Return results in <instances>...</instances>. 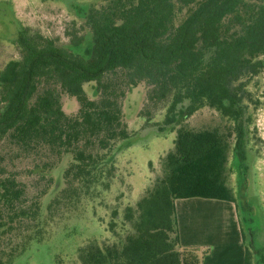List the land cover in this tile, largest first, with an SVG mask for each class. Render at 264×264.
<instances>
[{
	"label": "trees",
	"instance_id": "obj_1",
	"mask_svg": "<svg viewBox=\"0 0 264 264\" xmlns=\"http://www.w3.org/2000/svg\"><path fill=\"white\" fill-rule=\"evenodd\" d=\"M77 13L80 23L73 20L66 29V44L18 31L20 57L0 71V142L44 151L45 160L34 164L38 171H51L69 157L65 178L104 179L108 191L121 150L119 144L111 152L115 143L132 144L125 112L129 93L143 87L149 101H168L161 129L169 125L176 135L159 175L120 221L109 224L110 238L89 237L78 247L77 261L203 264L210 249L181 244L176 201L235 203L224 181L227 149L232 138L246 177L248 87L264 72V0H95ZM203 107L231 121L226 133L189 127L186 120ZM16 181L0 179V246L14 227L26 230L15 246L0 251V264H9L38 238L32 230L44 193L30 199ZM245 195L242 211L253 212ZM242 214L244 264H252L262 250L255 248Z\"/></svg>",
	"mask_w": 264,
	"mask_h": 264
},
{
	"label": "rangeland",
	"instance_id": "obj_2",
	"mask_svg": "<svg viewBox=\"0 0 264 264\" xmlns=\"http://www.w3.org/2000/svg\"><path fill=\"white\" fill-rule=\"evenodd\" d=\"M94 1L0 0V71L8 61L20 57L16 43L18 31L26 29L30 33L38 32L55 39L59 44H66V29L73 20H77V25L80 23L77 12L84 4ZM99 2L96 0V4ZM248 90L251 100L247 101L250 121L246 135L248 158L245 165L248 169L243 168L246 177L240 174L233 139L230 138L224 181L235 199V203L230 202L234 206V213H243L244 223L252 228L255 248L262 250L254 255L252 264H264V72L252 80ZM132 92L126 99L125 108L132 144H126L124 140L115 143L111 152L117 150L119 144L118 149L121 150L114 156L116 170L113 181L108 185L112 187L108 191L104 190V179L94 181L87 177L79 181L73 174L65 178L64 168L69 157L59 160L58 166L51 171H38L34 170V164L45 160L42 154L44 151H21L7 142H0V179L16 178L25 196L30 199L44 193L42 215L37 227L32 230L38 238L9 264H78V247L89 237L100 240L110 238L112 233L109 224L114 220L120 221L125 208L134 205L147 188L148 182L151 181V184L155 176L159 175L161 158L172 149L176 135V130L168 128L169 125L165 130L161 129L165 126L162 122L168 101H149L143 87ZM67 109H71L70 104H67ZM186 123L194 129L216 127L226 133L231 121L217 110L203 107L189 117ZM245 194L255 206L253 212L246 209L242 211L241 200L246 199ZM189 199L178 200L183 204ZM225 202L213 204L222 205ZM178 207L182 213L183 206ZM2 214L8 213L4 211ZM90 214H95L99 222L94 220L95 217L91 218ZM189 214L213 212L209 209H194ZM66 216L69 218H63ZM105 227L110 234L104 231ZM25 230L14 227L11 235L5 238V245L0 246V251L15 246ZM40 237L42 240L39 241ZM244 245L246 247V242ZM230 259L233 261L235 257L232 255Z\"/></svg>",
	"mask_w": 264,
	"mask_h": 264
},
{
	"label": "crops",
	"instance_id": "obj_3",
	"mask_svg": "<svg viewBox=\"0 0 264 264\" xmlns=\"http://www.w3.org/2000/svg\"><path fill=\"white\" fill-rule=\"evenodd\" d=\"M213 203L221 201L203 198L189 199L183 204L176 201L181 244L209 248L210 253L204 257L203 264H244L245 245L234 206L228 201L222 205ZM180 205L183 206L182 213L179 212ZM194 209H209L213 214H189Z\"/></svg>",
	"mask_w": 264,
	"mask_h": 264
}]
</instances>
